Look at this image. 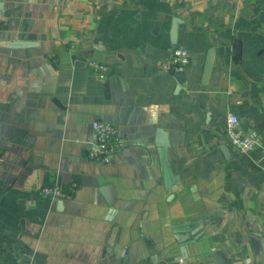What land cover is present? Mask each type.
<instances>
[{"label":"crops","instance_id":"crops-1","mask_svg":"<svg viewBox=\"0 0 264 264\" xmlns=\"http://www.w3.org/2000/svg\"><path fill=\"white\" fill-rule=\"evenodd\" d=\"M0 15V264H264V0H0ZM177 47L180 85L161 67ZM231 113L253 151L230 144ZM94 120L126 140L108 163L89 157Z\"/></svg>","mask_w":264,"mask_h":264},{"label":"built area","instance_id":"built-area-1","mask_svg":"<svg viewBox=\"0 0 264 264\" xmlns=\"http://www.w3.org/2000/svg\"><path fill=\"white\" fill-rule=\"evenodd\" d=\"M2 18L0 15V24ZM90 66L98 71L101 77H105L109 68L95 60H91ZM190 63V55L187 49L177 47L173 51L172 58L164 62L161 67L171 73H182ZM95 138L91 143L89 157L95 161L108 163L113 155L125 146L126 140L119 133L117 125L103 121L94 120L92 123ZM228 137L230 144L241 153H249L260 144V134L256 129L245 128L238 116L234 113L228 116ZM44 196L50 198H69L70 193L65 192L58 185L44 186L41 189Z\"/></svg>","mask_w":264,"mask_h":264},{"label":"water","instance_id":"water-1","mask_svg":"<svg viewBox=\"0 0 264 264\" xmlns=\"http://www.w3.org/2000/svg\"><path fill=\"white\" fill-rule=\"evenodd\" d=\"M182 22V19L180 17H175L173 20V25L171 28V39L173 43L177 42L178 37V31H179V24ZM2 44L10 47H28L33 44L32 41L29 40H8L6 42H2ZM214 64V49L211 48L208 51L207 59L205 62L204 72H203V82H207L209 80V77L211 75L212 67ZM175 77L179 81V85L184 81L185 74L184 73H175ZM129 111V108H124L122 111V118L124 119L127 115V112ZM124 121V120H123ZM222 149L224 150L225 154L229 155V147L224 144L222 146ZM160 157L163 167V173H164V179L166 186H174L178 182V176L174 175L168 160V143L166 141H161L160 143ZM103 192L106 194L108 201L113 200V188L110 184L105 185L103 187ZM219 217H223V212L220 211L218 213ZM221 256L218 253H214L213 255V261L217 262L218 264H221L220 262ZM161 264H166L165 262Z\"/></svg>","mask_w":264,"mask_h":264}]
</instances>
